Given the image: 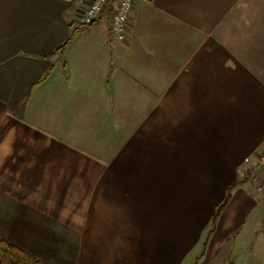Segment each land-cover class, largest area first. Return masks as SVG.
<instances>
[{
	"label": "crops",
	"instance_id": "1",
	"mask_svg": "<svg viewBox=\"0 0 264 264\" xmlns=\"http://www.w3.org/2000/svg\"><path fill=\"white\" fill-rule=\"evenodd\" d=\"M90 2L0 0V238L47 264H264V0H136L124 42L111 5L80 25Z\"/></svg>",
	"mask_w": 264,
	"mask_h": 264
},
{
	"label": "built area",
	"instance_id": "2",
	"mask_svg": "<svg viewBox=\"0 0 264 264\" xmlns=\"http://www.w3.org/2000/svg\"><path fill=\"white\" fill-rule=\"evenodd\" d=\"M136 0H91L79 16L81 26L94 23L101 13L111 5L109 32L117 41L124 42L128 37V22ZM254 164H264V150L255 154ZM250 158H244L249 162Z\"/></svg>",
	"mask_w": 264,
	"mask_h": 264
},
{
	"label": "trees",
	"instance_id": "3",
	"mask_svg": "<svg viewBox=\"0 0 264 264\" xmlns=\"http://www.w3.org/2000/svg\"><path fill=\"white\" fill-rule=\"evenodd\" d=\"M63 46L64 44L59 46L58 49L61 50ZM236 185L237 183H234L232 186H230L227 189L223 201L216 206L214 214L211 218L210 228L208 229L207 235L203 243L204 248L206 247L208 239L215 228L216 221L219 215L221 214L223 208L226 206L230 198L233 187H235ZM0 264H47V263L35 258L28 252L0 238Z\"/></svg>",
	"mask_w": 264,
	"mask_h": 264
},
{
	"label": "rangeland",
	"instance_id": "4",
	"mask_svg": "<svg viewBox=\"0 0 264 264\" xmlns=\"http://www.w3.org/2000/svg\"><path fill=\"white\" fill-rule=\"evenodd\" d=\"M261 186H262L261 188L263 189L264 184H261ZM262 191H264V190H262ZM235 249H236V247H235V245H234V248H233V252H234V253H236V252H235Z\"/></svg>",
	"mask_w": 264,
	"mask_h": 264
}]
</instances>
